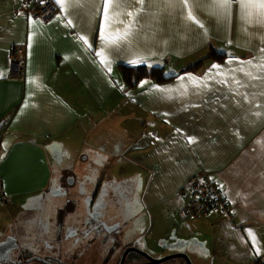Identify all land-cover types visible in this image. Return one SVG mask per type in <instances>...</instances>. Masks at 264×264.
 I'll use <instances>...</instances> for the list:
<instances>
[{"label":"crops","instance_id":"crops-1","mask_svg":"<svg viewBox=\"0 0 264 264\" xmlns=\"http://www.w3.org/2000/svg\"><path fill=\"white\" fill-rule=\"evenodd\" d=\"M18 2L0 0V147L7 137L40 141L59 146L60 157L61 147L84 135L83 162L97 159L98 169L101 161H115L122 171L126 161L136 167L130 177L94 179L97 185L144 177L142 207L159 220L151 230L163 226V237L173 230L177 238L184 223L199 221L198 231L206 223L235 253L240 241L254 244L262 234L254 232L264 230V20L256 11L249 18L238 4L222 10L213 0H188L187 6L181 0H112L106 22L105 0H66L44 24L29 18ZM129 24L127 38L111 44L102 38L122 34ZM17 44L27 45L24 80L11 77L9 51ZM144 61L177 76L123 97L117 66ZM200 62L195 71L182 73ZM68 158L73 159L70 151ZM61 166L54 165L58 175ZM202 171L220 186L229 216L214 209L193 217L184 188ZM113 194L106 191L103 198L111 218ZM212 245L223 257L214 239Z\"/></svg>","mask_w":264,"mask_h":264},{"label":"rangeland","instance_id":"rangeland-1","mask_svg":"<svg viewBox=\"0 0 264 264\" xmlns=\"http://www.w3.org/2000/svg\"><path fill=\"white\" fill-rule=\"evenodd\" d=\"M128 64L136 67L142 65H147L151 68L161 67L159 64L151 61ZM117 69L120 70L119 66H117ZM165 73L171 74L172 72L168 69ZM147 81L148 80L142 81L136 87H129L125 84V80L122 77L123 97H126L125 95H128L136 89L138 91V89L142 87L146 88L145 84H162L154 81H148L149 83H147ZM119 96L117 94V97ZM122 122L126 124V119ZM101 133L102 130L99 134ZM90 137L91 135H89L88 140H90ZM85 138L86 137L83 135L80 141H74L70 146L61 147L62 155L60 157L55 155V153L59 151V146L56 144L52 146L45 145L40 141L37 144H31L27 140L17 141V139L13 140L8 137L4 140V144L0 147V224L2 221L10 222L11 216H15V220L13 218L11 220L15 223L18 214L22 212L24 205L29 201L28 199L40 195L51 183L53 186L54 182L57 181V177L61 175L62 178L78 175L81 177L82 175L87 176V171H90L92 179L103 178L104 180L110 181L111 179L115 180L122 177H130L129 174H135L136 167L128 161L125 162V171H122V168L118 163H115V161L111 163L99 162L100 169L96 166L97 159L93 158L88 163L87 161L83 162L81 156ZM0 139L2 138L0 137ZM93 141L95 144L96 137H94ZM99 143H103L102 139ZM102 148H104L106 152L108 151L106 147ZM110 148L114 149V143L112 141ZM69 151L70 156L73 155L72 161H70L69 158L66 159ZM57 163L62 165V173L60 175L55 172L54 165ZM99 170L100 173H98ZM143 184H145L144 177H142V181H132L128 184L132 194V198L130 197V199L133 201L130 212H133V214L130 216L128 215L127 218H123L124 221L126 220L122 238L124 244L137 240L140 250L148 252L150 257L156 260L181 253L187 255L192 264H264V230L254 232L256 234H261L262 232L260 237L256 238L254 244H243L240 241L242 246L241 248L237 247L236 253L232 251V246L227 240H225V242L222 241L218 235L220 233H215L217 230L214 232L213 228L208 227L206 223H201L199 228L201 231H198L197 227H195V223L198 224L199 221L195 223L191 221L193 222L192 227L185 225V223L183 228L180 226L179 228L182 229V232H180L177 237L179 239L174 237L175 231L173 232V230L170 236L167 238L163 237L166 231L163 226L151 230L150 226L156 227L159 220H157L155 214H153V216L151 215L153 212L148 213L147 210L142 207ZM112 185L113 188H108L106 190L115 194V190L119 187L118 185ZM93 190H95V187L90 188L89 194H93ZM6 202L8 204H4ZM57 202L63 205L60 201ZM79 207L82 206L80 205ZM221 218L224 221L226 219L222 216ZM211 222L213 223V218ZM178 230L179 229H176V231ZM221 236L223 238L222 234ZM213 239L219 246L216 248L223 251V257L213 252V248H215L214 245H212ZM180 240H183V242L178 243L181 242ZM184 242L188 246L183 245ZM202 244H205L206 247L203 248ZM240 257L247 259H245V261H239ZM162 264H186V262L183 259H172Z\"/></svg>","mask_w":264,"mask_h":264},{"label":"flooded vegetation","instance_id":"flooded-vegetation-1","mask_svg":"<svg viewBox=\"0 0 264 264\" xmlns=\"http://www.w3.org/2000/svg\"><path fill=\"white\" fill-rule=\"evenodd\" d=\"M61 176L28 199L15 223L0 228V264H150L153 258L137 240L122 242L123 218L133 214L129 182L115 190L116 216L111 218L103 198L113 183Z\"/></svg>","mask_w":264,"mask_h":264},{"label":"built area","instance_id":"built-area-1","mask_svg":"<svg viewBox=\"0 0 264 264\" xmlns=\"http://www.w3.org/2000/svg\"><path fill=\"white\" fill-rule=\"evenodd\" d=\"M25 14L41 23L47 24L59 15V8L55 0H18ZM11 77L24 80L27 63V45H13L9 51ZM184 190L190 195L189 209L194 218L210 215L214 209L229 216L228 201L224 197L220 186L212 180L208 172L202 171L192 175Z\"/></svg>","mask_w":264,"mask_h":264},{"label":"snow or ice","instance_id":"snow-or-ice-1","mask_svg":"<svg viewBox=\"0 0 264 264\" xmlns=\"http://www.w3.org/2000/svg\"><path fill=\"white\" fill-rule=\"evenodd\" d=\"M138 2L143 4V0H138ZM169 2H171V0H169ZM181 2L184 3L185 6H187L188 0H181ZM56 3L63 8L65 6L66 0H56ZM233 3L238 4L241 12L246 14L249 18L252 17L253 10H255L256 14L259 17H261L262 20H264V0H213V4L222 10H227V9L231 8ZM112 7H113L112 0H105L104 13H105V21L106 22H110V20L112 18L110 15V9ZM127 15L131 17V16H133V13L128 12ZM189 16L191 18V13H189ZM68 23L71 24V21H69ZM130 31H131V24H129V26H127V28L125 29V31L122 34L118 33L115 36L108 35V36H103L102 38L111 44V43H115L119 40L127 38L130 35ZM81 39L83 40L84 37H81ZM85 43H87L86 40H85ZM262 51H264V49H262ZM97 55L102 56L103 53H97ZM249 63H251V62H249ZM213 68L218 69L219 66L213 65ZM190 79H193V78H190ZM237 83H239V82H237ZM250 235H251V233H250ZM253 239H255V237H253Z\"/></svg>","mask_w":264,"mask_h":264},{"label":"trees","instance_id":"trees-1","mask_svg":"<svg viewBox=\"0 0 264 264\" xmlns=\"http://www.w3.org/2000/svg\"><path fill=\"white\" fill-rule=\"evenodd\" d=\"M221 56L222 55L217 53L211 54L212 58L215 57L220 59ZM201 65L202 63L188 67L187 69L183 70L182 73L187 71H195L196 69L201 67ZM119 68L122 71L125 84L128 85L129 87H136L144 80L154 81L157 83H164L173 80L177 76V75H171V76L166 75L164 66L151 68L147 65L136 67L131 64H122L119 65Z\"/></svg>","mask_w":264,"mask_h":264},{"label":"water","instance_id":"water-1","mask_svg":"<svg viewBox=\"0 0 264 264\" xmlns=\"http://www.w3.org/2000/svg\"><path fill=\"white\" fill-rule=\"evenodd\" d=\"M4 124H5L4 122H2L0 124V131L3 130ZM178 258L184 259L187 262V264H192L189 257L187 255L181 254V253L165 257L164 259H161L158 261H154L153 259H151L150 264H159V263L165 262L167 260L178 259Z\"/></svg>","mask_w":264,"mask_h":264}]
</instances>
